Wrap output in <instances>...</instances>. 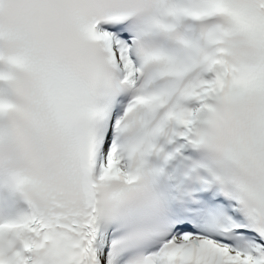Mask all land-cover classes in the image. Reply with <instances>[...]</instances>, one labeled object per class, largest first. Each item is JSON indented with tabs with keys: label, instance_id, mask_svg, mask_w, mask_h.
<instances>
[{
	"label": "snow or ice",
	"instance_id": "obj_1",
	"mask_svg": "<svg viewBox=\"0 0 264 264\" xmlns=\"http://www.w3.org/2000/svg\"><path fill=\"white\" fill-rule=\"evenodd\" d=\"M0 82V264H264V0H0ZM161 137L212 161L138 230Z\"/></svg>",
	"mask_w": 264,
	"mask_h": 264
},
{
	"label": "clouds",
	"instance_id": "obj_2",
	"mask_svg": "<svg viewBox=\"0 0 264 264\" xmlns=\"http://www.w3.org/2000/svg\"><path fill=\"white\" fill-rule=\"evenodd\" d=\"M168 199L161 187L144 170L132 190L114 206V213L126 219L135 229L147 230L165 214Z\"/></svg>",
	"mask_w": 264,
	"mask_h": 264
}]
</instances>
